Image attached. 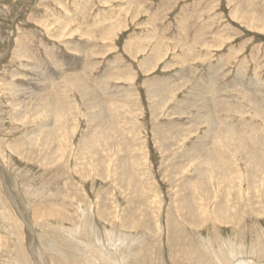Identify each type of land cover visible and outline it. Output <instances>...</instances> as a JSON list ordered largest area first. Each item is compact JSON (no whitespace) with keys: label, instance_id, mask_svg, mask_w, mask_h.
<instances>
[{"label":"rangeland","instance_id":"obj_1","mask_svg":"<svg viewBox=\"0 0 264 264\" xmlns=\"http://www.w3.org/2000/svg\"><path fill=\"white\" fill-rule=\"evenodd\" d=\"M0 264H264V0H0Z\"/></svg>","mask_w":264,"mask_h":264},{"label":"bare ground","instance_id":"obj_2","mask_svg":"<svg viewBox=\"0 0 264 264\" xmlns=\"http://www.w3.org/2000/svg\"><path fill=\"white\" fill-rule=\"evenodd\" d=\"M69 35H70V34H69ZM68 83H70V82L68 81ZM72 83H75V82H72ZM70 84H71V83H70ZM76 84H77V83H76ZM76 84H74V85L76 86ZM78 84H79V83H78ZM78 84H77V85H78Z\"/></svg>","mask_w":264,"mask_h":264}]
</instances>
